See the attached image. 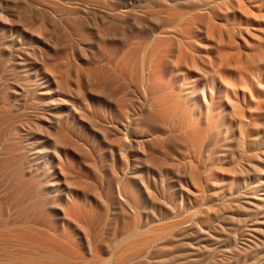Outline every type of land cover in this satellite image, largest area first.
Returning a JSON list of instances; mask_svg holds the SVG:
<instances>
[{"label":"bare ground","instance_id":"6f19581e","mask_svg":"<svg viewBox=\"0 0 264 264\" xmlns=\"http://www.w3.org/2000/svg\"><path fill=\"white\" fill-rule=\"evenodd\" d=\"M6 1L0 0V5ZM164 1L170 3V7L168 6V8L164 10L161 9V11H163V13L167 12L170 16L171 9L179 2L177 0ZM240 1L241 0H237V4ZM253 1L259 2L262 7L263 15L261 18H263L260 19L263 21L262 25L264 26V0ZM7 2L12 3L11 1ZM194 2L187 5L191 12L189 13L186 24L189 26L197 25L205 32V36L208 39L214 38L215 46H217L218 50L221 52V62L220 65L218 63L220 67L218 66L219 68L214 72L215 76L218 78L217 85H214L215 83L213 84V80L211 79L210 82H208L209 84L207 83V94L204 93L202 88L198 87L201 91L200 98L195 96L193 103L202 105L211 98V96L213 97L211 91H217L218 89L222 91V94L216 95L217 98L215 97L211 100L217 99L219 101L220 99L221 101L222 97L226 100L219 114H215L212 111L217 106V103L214 104L215 102H210L209 106L205 103L208 113L205 127L200 128L198 126V120L193 118L194 113L190 110L191 108L189 109L186 107L182 96H175L172 92L169 93L167 83L163 80V76L168 71V67L166 63L163 62V58L168 53L165 54V52L160 51L161 49L157 50L156 53H152V56L150 55L152 60L147 71L148 73L143 70V74L147 73L143 78H145L151 101L147 109L149 112H144L140 118L136 117L137 114L133 111V108L125 102L118 105L116 101L115 104L118 106L116 105L117 107H113L105 104V102L101 100H94L89 95H84L81 101L90 108L89 113L91 110L92 114L93 112H100L104 114L102 116L107 114L116 122H124V125H112L119 134L125 132L126 128H132V126L137 131L138 126L141 125L140 132L138 129L134 138L131 137L132 143H138L141 157H160V150L158 154L156 148H153V146L156 145L159 149H164L163 156L161 157H170L169 159H172L173 165L180 162V164H183L184 162V160H178L179 157L184 156V153L181 152L182 144L185 143L188 145L192 142H195V145L196 143L201 144L202 140H204L210 131H216L217 137L223 140L225 144V146L221 148L224 157H221V154L220 157H216L213 171L210 169L205 170V167L201 169V166H196V168H190L191 170H189L187 174L189 183L199 191L201 190L199 194L207 193L206 189L208 183L212 182L214 180L213 178H215L218 191L215 194V200H213L216 202L215 206H213L215 209L213 229H197V226L188 225L189 222L187 224V222L182 219L175 221L177 219L173 216L169 219L170 217L161 213L159 210L160 214H157L158 216L153 220H148L146 218L147 220L140 221L141 223L139 225H134L135 220H138L140 217L139 209L142 205V201L138 190L134 186L135 184L125 177L120 180L116 179V188H114L115 190L113 192L104 193L107 212L114 206L113 204H115V201H118L120 213L117 214V217L114 219L113 234H117L118 232L125 233V237L120 240L119 244L117 243V246H114L116 248L113 249L110 257L108 259H102L100 256L102 254V249L97 241L100 230H94L90 221L92 220L91 214L94 208L91 207V210L80 208V210L78 209L76 212L75 207L77 206L75 199L77 196L76 198H72V196L71 198L73 200L71 199L70 203L68 202L66 216L76 213V218L86 220L85 231L91 236L88 246L90 257L86 258L82 256L79 248L73 245L71 246V244L69 245L68 242L71 240V233L65 228L63 232L58 231V227L54 224L55 216L47 209V202H45L44 194L39 191L37 192V186H39L38 182L29 179L22 170V163L19 159V155L21 154H19V149L12 143V136L22 133L27 140L36 139L41 141L42 144H49V142L54 144L57 147V149H55V154L59 152L63 157L59 167L61 168L62 174L69 175L77 173L76 159L79 153H75V149H72L73 147L71 144L75 142L71 143V141L74 136V125L77 123L76 120H79L77 117H82L85 115L84 113L86 111H82L83 109H81V107L79 108V106L78 109L75 107L76 102L72 100V96L69 94V85L65 81L61 80L68 94L64 93L62 99H58V102L57 99L52 97L55 91H53L51 85L56 80V77L52 76L54 75L52 72L40 76L36 73V70V72L33 71L36 73L34 79L27 80V84L16 85L13 83L17 70L28 75L27 72L35 70L34 66L38 60H36V52L33 50L34 47L27 48L28 45H23L19 37L13 36L11 38L10 36L14 34H12V31L10 32L11 35H8L11 38V44H6V37L3 33L5 38L0 35V86L8 82L13 83L15 86L13 90L15 92L14 98L11 99L7 95L3 97L2 95L0 96V178L5 182V186H9V190L5 187L3 193L0 195V198L3 197V199L1 198L0 200V264H147L151 259L149 256L151 248L157 245L162 239L169 237V235L171 236L173 232H175L176 238L180 241H186L190 239V236L193 238L195 234H198V236H209L211 232L212 240L215 241L214 243L216 246L213 248L215 249V258L218 261L216 262L219 264H225L234 256L255 259L257 264H264V29L261 30L262 27L261 29L258 28L261 30H259L260 32H263L260 33L263 34L260 37H258L259 35L256 36L257 33L252 34L253 32L251 30L254 28L255 24L253 23L254 26H252V24H250L252 21L249 23L250 19L248 20V17L245 19L247 12H244L245 15H243L242 9L245 4L243 6L240 5V8L238 7L239 5L234 6L232 0H198V2ZM243 3L245 2L243 1ZM251 11L254 13L253 10ZM257 13L260 12H256V14ZM262 21H260V23ZM260 23L258 21L257 26ZM17 25L18 24L15 23L8 25V27L12 30H19L24 34L28 33L27 31L29 30H25ZM180 29H176L179 31L173 30L175 32L166 36L163 39L164 42H168L167 44L171 46V44L173 45V36H177L179 39L180 34H188L185 36H187L188 39L191 38L192 33L190 31H185L183 28L181 31ZM253 31L255 32V28ZM76 33L80 38H89V33L81 27L76 29ZM156 33L161 35L162 33L167 34L162 31H155V34ZM24 34L23 36H25ZM155 34L152 33V37ZM159 36L157 38H159ZM8 39L7 37V40ZM160 39L162 38L160 37ZM160 39L153 38V41ZM106 42L103 43V49L110 51V48H112L114 51L113 53L116 54L119 47H117V49L113 45L109 48V46L105 44ZM170 42L172 43L170 44ZM181 50L178 59H181L180 56L183 57L185 55ZM137 57V51L130 49L118 58V64L119 61L120 63L123 62V65L127 67L132 75H138L140 64ZM118 64L116 65L117 67ZM89 75L93 76L94 71L91 70ZM39 86H41V88ZM38 88H40V91ZM166 88H168V90ZM38 91L39 94L35 96L33 93ZM50 100H54L53 103ZM11 105L22 107L23 111L26 113L21 114L23 116L25 115L24 119L28 123L25 125L26 129L24 127V129H15L13 126L15 124L12 122L21 123L19 121H21L23 117L20 115L21 119L19 118V120L17 117L20 116H15L13 114ZM213 105L215 107L212 108ZM64 108H67V110L63 112ZM138 112L141 111L138 110ZM92 117H94V115H92ZM24 119L22 122L24 121L23 123L25 124L26 121ZM94 119H97V117ZM42 121L44 122L42 123ZM159 122L166 123V127L162 128ZM105 124L106 122L103 125ZM107 124L109 123L107 122ZM127 125L132 126L130 127ZM224 126L226 127L223 132ZM186 127L189 129L186 132H182L183 128ZM34 128L37 130L42 129L45 133L44 138L38 133H33ZM107 128L110 127L108 126ZM107 128L101 131L103 140L104 137L108 136L111 132H109ZM7 130L11 131L9 135L7 134ZM111 134L113 133L111 132ZM127 134L129 133H123V141H129L130 137ZM152 141L153 144H150ZM146 143L149 144L148 148L152 147L151 153L146 151ZM120 146L121 148L119 149H123L122 145ZM120 150L118 151L121 153L123 150ZM109 151H111V149H109ZM153 151L155 153H153ZM227 151H230V157L225 156ZM123 153L119 154L121 158L125 156V153ZM167 159L163 158L158 160L154 158L153 160L166 163ZM63 160L66 162L65 165L63 164ZM116 161L117 160L114 162L116 163ZM153 163V166H155V161H153ZM161 163L157 165L160 167L163 166ZM225 163H227L226 165H228L231 170L224 169L226 168ZM168 165L170 166L171 164L169 163ZM142 166L141 169L148 172V175L152 178L154 183H156L159 178L162 184H168L169 188H173L174 191L178 190L177 196L180 202L174 197L171 201L174 206L181 205L184 202L189 206L197 205V201L199 200H197L196 195H187L183 192L182 187H185L183 184L187 183V180L186 182H184V179L182 181L181 176L176 178L172 176L168 178V175H170L169 171L162 175L160 172L162 170L161 168L160 171H157V169H159L158 166L156 167L157 169L155 167ZM126 170L125 172H127ZM125 172L122 176L132 174L128 176L133 177V174L136 173H130L129 171V173L127 172V174H125ZM176 175L178 174L176 173ZM171 182L175 183V185H172ZM85 190L86 189L81 187L80 190L77 191L81 194V192L85 193ZM76 194L79 193L75 192V195ZM155 204L156 203H154V205ZM158 204L159 203L156 205ZM165 204H167V202H165ZM204 207V210L202 209L199 213V219H201V221H206L207 213L212 210L208 205ZM31 214L32 216L34 215L35 221H32V216V218H29ZM173 218L175 219L174 221L172 220ZM169 220L172 222H169ZM167 222L169 223L167 224ZM162 223L164 224L162 225ZM36 225L40 226V231L43 232H40ZM198 226V228H200L202 225ZM41 228H43V230ZM205 238L206 237L199 239V242L204 243L206 241ZM195 243L194 245H188L190 247V252L187 254V262L194 261V258L198 256V252L202 248L199 244Z\"/></svg>","mask_w":264,"mask_h":264},{"label":"rangeland","instance_id":"374dc122","mask_svg":"<svg viewBox=\"0 0 264 264\" xmlns=\"http://www.w3.org/2000/svg\"><path fill=\"white\" fill-rule=\"evenodd\" d=\"M7 1H11L12 3H9ZM7 1V3L3 2L0 5V35L3 38L6 37V44L12 43L11 38L13 36L21 38L19 39L20 42L23 43V45L26 44L25 46L28 45L27 48L34 47L33 50L34 52H36V60H38L36 65L34 66L35 70H30L29 72H27L28 75H25V73H23L22 71L17 70L16 76H14V80L17 82L14 81L13 83L16 85H25L27 84V80L34 79L36 73L40 76H43L52 72L54 74L52 76L56 77V80L51 85L53 91H55L52 97L54 99H57L58 102V99L61 100L64 93L68 94L66 89H64L65 87L62 83V81H65L69 85L68 89L70 96H72V100L76 102L75 107L78 109L79 106V108L81 107V109H83L82 111H86L84 113L85 115L82 116L86 117H77V119L79 120H76L77 123L74 125V136L72 137L71 141V143L75 142L71 144L73 147L72 149H75V153H79L76 159L77 173H72L69 175L62 174L60 170L61 168L59 167L62 163L63 157L59 152H56L55 154V149H57V147L54 144L50 142L49 144H42L41 141L36 139L27 140L24 138V134L22 133L12 136V143L19 149V154H21L19 155V159L22 163V170L29 179L38 182L39 186H37V192L39 191L44 194L45 202H47V209L52 213L53 216H55L54 224L56 227H58V231L63 232L65 231V228L71 233V243L68 242V244L79 248L82 256L86 258L90 257L88 246L90 244L91 236H89V234H87L85 231L86 220L76 218V213L71 214L70 216H66L68 204L70 203L72 198H76L77 196V198L75 199L77 206L75 207L76 212L78 209L80 210V208L85 210H91V207L94 208L93 213L91 214L92 220L90 221L93 225L94 230H100V233L97 237L98 244L102 249V254L100 256L102 259H108L110 257L113 249L116 248L114 246H117V243L119 244L120 240L125 237V233L118 232L117 234H113V222L117 217V214L120 213L118 201H115V204H113L114 206L112 205L113 207L107 212L104 201V193L113 192L115 190L114 188H116V179L120 180L121 178L125 177L129 179L130 182L135 184L134 186L138 190L142 201V205L139 209L140 217L138 218V220H135L134 225H139L142 221H145L147 219L153 220L156 216H158L157 214H160L161 212L170 217L169 219H171L172 216L177 219L175 220L173 218V221H179V219H182L186 221L187 224L189 222L188 225H192L195 227L197 226V229L208 228L212 230L215 215V209L213 206H215L216 203L213 200H215V194L218 191V185L216 184L215 178H213L214 180L212 182H209L210 184L208 183L207 186L209 188L207 187L206 189L207 193L199 194L201 193V190L199 191L198 189L193 187L191 183H189L187 174L189 170H191L190 168L193 169L196 168V166H201V169L205 167V170H214L213 168L215 166L216 157H220L222 155L223 150L221 148L225 146L224 141L220 140V138L217 137L216 131H210L204 138V140H202L201 144L196 143L195 145V142H192L189 143L190 145H186L184 142H182L184 144H182L181 152L184 153V159L183 157H179L178 160H184V162L182 161L183 164H180V162L173 165L172 159H169L170 157H163L164 159H169H167L166 163L156 162V160H153L154 158H157L158 160L163 159L161 156H163L162 154L164 149H159L158 147H156L155 143V146H153V148H156V152H158V154L160 150L161 156L158 155L160 157H141L140 148L138 149V143L134 144L131 142L132 138H134V136L138 132V129L140 132L141 125L138 126L137 131L133 128L132 125L131 126L133 129L126 128V131L128 130L127 132L129 133L127 135L130 137V139L129 141H123V133L126 134L127 132L125 131L122 134H119L118 132H116V128L114 126L123 124L124 122H116L107 114H105V116H102L104 114L100 112H96L98 114L93 112L92 114L91 110V112L89 113L90 108H88L85 103L81 101L84 95H89L94 100H101L105 102V104L111 105L113 107H117L119 104L125 102L129 104L131 108H133V111L137 114L136 117L140 118V116L143 115L144 112H149L147 111V109L151 101V96L147 90L145 78L143 77H145V75H147L148 73L147 71L152 60L151 54L156 53L157 50L161 49L160 51L165 52V54L168 53L163 58V62L166 63L168 67V71L164 76H162L164 82L167 83L169 93L172 92V94L175 96H182V99L184 98L186 107L189 109L191 108L190 110L194 113L193 118H196L195 120H198V126L200 128L205 127L208 119V113L206 111L207 108L205 106V103H207L208 106L210 102H215L214 104L217 103L216 107L214 105L212 106V108L215 107L212 111L215 114H219L222 111L223 105L225 104L226 100L224 97H222L221 101L220 99L219 101L217 99H215L216 101L211 100L212 98H217L216 95L220 93L222 94V91L218 89L217 91H211V93H213V97L211 96V98H209L202 105H196L193 103L195 96L200 98L201 91L200 89H198V87L202 88L204 90V93L207 94L206 91L209 84L208 82H210L211 79L213 80V84L215 83L214 85H217L218 78L217 76H215L214 72L217 71V69L220 67L219 65L221 62V52L218 50L217 46H215L214 38L208 39L205 36V32L199 26H189L186 24L189 13L191 12L187 5H190V3L192 4L194 1L198 2V0H177L179 3H176V6L171 9L170 16L167 14V12L163 13V11H161V9L164 10L165 8L167 9L168 6L170 7V3L164 0ZM241 1L237 4V0H232V3L234 6L239 5L238 7L240 8L244 4L247 6L246 7L244 5V7H242L243 15H245L244 12H247L245 15V19L246 17H248L247 19H250L249 23L252 21V23L250 24H252V26H254L253 23L255 24V32L253 31V28L251 30L253 33H251H257L256 36L259 35L258 37H260L261 35H263L260 34L263 33L260 31L264 29V26L262 25L263 21L261 20L263 18H261V16L263 15L262 7L260 6L259 2H254L253 0ZM243 1L245 3H243ZM251 10H253L255 14L252 13ZM256 12L260 13L256 14ZM258 21L259 23L260 21H262L259 24L260 26H257ZM15 23L18 24V27L29 30L27 31L28 33L24 34L19 30H12L8 27V25ZM78 27L85 29L89 33L88 39L80 38L77 35L76 29ZM182 28L185 29V31H190L192 33L191 38L188 39V37L185 36L188 34H180L179 39L177 38V36H173V45L171 44L172 42H170L171 46L167 44L168 42H164L163 39L166 36H169V34L175 32L173 30L180 29L182 31ZM258 28H260L261 30ZM155 31H162L166 32L167 34L162 33L161 35L159 33H156V36ZM10 32L16 35L13 34L12 36H10V38L8 36L11 35ZM2 33L5 35V37ZM152 33L155 34L153 37ZM23 34L25 36H23ZM158 36L159 38H157ZM7 37L10 39H8L10 42L7 40ZM23 37L24 39H26L24 40ZM160 37L162 39H160ZM153 38L160 40L153 41ZM104 42H106L105 44H107L109 48L113 45L116 48L119 47V49L117 48V53H113L114 51L112 50V48H110L111 50L108 48L110 51H108L107 49L104 50ZM130 49L137 51V58L140 64L138 75H132L127 67L123 65V62L120 63L119 61L118 64V58ZM180 50L185 55L183 57L180 56L181 59H178ZM192 62H195L196 65ZM117 64L118 67L116 66ZM91 70L94 71L93 76L89 75V72ZM143 70L147 73L143 74ZM33 71H35L36 73ZM13 83L8 82L5 85L0 86V96L2 95L3 97L7 95L11 99L14 98L15 92L13 90L15 86L13 85ZM39 87L41 88V86ZM40 88H38L39 91ZM168 88L166 89L168 90ZM39 91L34 92L33 94L37 96V94H39ZM50 101L53 103L54 100ZM115 102L118 103V105L115 104ZM11 108L15 116H20L21 114L25 113L22 107L11 105ZM66 110L67 108H64L63 112ZM138 110L141 111L142 114L141 112H138ZM92 115H94V117H92ZM21 116L24 119L25 115ZM21 116L17 118L21 119ZM96 117L97 119H94ZM22 120L19 121L21 123L12 122L13 124H15L13 125L15 129L25 128V125H27L28 123L24 119L26 121L24 124V121L22 122ZM43 122L44 121H42V123ZM105 122L106 124L103 125ZM107 122L109 124H107ZM159 124L162 126V128L166 127V123L164 124V122H159ZM107 125L110 128H107ZM111 127H113L114 129ZM225 127L226 126L223 127V132ZM106 128L113 134H111L110 132L108 136L104 137V140H106L104 141L101 131ZM188 129V127L183 128L182 132H186ZM7 132V134L9 135L11 131L7 130ZM33 133H38L43 138L45 136V133L42 129L37 130L36 128H34ZM150 144H153V141ZM120 145H122L123 149L121 150L123 151L119 149L121 148ZM145 145L147 146L146 151L151 153V145V148H148V143H146ZM109 149H111V151H109ZM118 150H120L121 153L124 152L125 156L121 158L119 156V154L121 153ZM154 151L153 153H155ZM229 153L230 151H227L225 156L230 157ZM221 157H224V155H222ZM115 160H117L116 163L114 162ZM153 161H155L156 165H159L161 163L163 166L160 167L157 165L159 168L157 169L156 165L153 166ZM113 163L116 165H114ZM167 163H170L173 166H169ZM63 164L65 165L66 162L64 161ZM226 164L227 163H225L226 168L224 169H230ZM142 165L152 168L155 167L157 171H160L162 169L160 171L162 175L169 171L170 175H168V178L172 176L174 178L181 176L182 181L183 179L184 182H186L187 180V183L183 184V186H185L182 187L183 192L187 195H196L197 200H199L197 201V205L189 206L184 202L181 205L174 206L173 202L171 201L174 199V197L178 199V190L174 191L173 188H169L168 184H162L159 178L156 183H154L152 181V178L148 175V172L144 169H141V167H143ZM137 168L138 170L136 171ZM125 170L128 173L129 171L130 173L136 172V175L133 174L134 176L130 177L128 175L132 174H127ZM123 171L127 175L124 174L125 176H122V174L124 173ZM176 173L178 175H176ZM0 180L2 179L0 178ZM171 184L175 185V183L173 182H171ZM5 187H7V189L9 190V186H5V182H3V180L0 181V195L3 193ZM81 187L86 189V192L84 191L85 193L81 192L80 194V192L77 191L80 190ZM75 192L79 194L75 195ZM1 198L3 199V197ZM153 202L159 204H155V206ZM165 202H167V204H165ZM178 202H180V199H178ZM205 205L210 206L213 211L210 210V208V212L207 213V220L201 221V219H199V213L203 208H205ZM31 216L32 214L29 218L33 217L32 221H35L34 215L32 217ZM169 222L172 221L169 220ZM169 222H167V224ZM163 224L164 223H162V225ZM198 225L202 226L198 228ZM37 228L40 231V226H37ZM41 229L43 230V228ZM175 235V232H173L171 236L169 235V237L162 239L158 242L157 245L151 248L149 254L151 259L147 264H219L217 263L218 261L215 258V249L213 248H215L216 246L214 243L215 241L212 240L211 232L210 235L208 234L209 236H198V234H195V237L192 238V236H190V239H187L186 241L178 240ZM204 237H206V241L204 243H200L199 239ZM194 243L199 244V246H201L202 248L198 252V256L194 258V261L187 262V254L190 252V247L188 245H194ZM230 263L257 264L255 259L235 256L230 258L225 264Z\"/></svg>","mask_w":264,"mask_h":264}]
</instances>
